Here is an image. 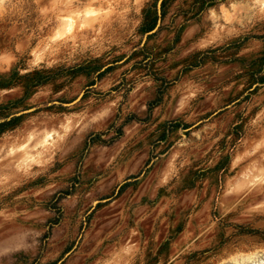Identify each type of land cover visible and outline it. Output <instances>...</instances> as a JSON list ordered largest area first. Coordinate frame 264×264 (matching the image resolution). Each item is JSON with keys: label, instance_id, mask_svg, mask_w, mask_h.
<instances>
[{"label": "rangeland", "instance_id": "1", "mask_svg": "<svg viewBox=\"0 0 264 264\" xmlns=\"http://www.w3.org/2000/svg\"><path fill=\"white\" fill-rule=\"evenodd\" d=\"M250 7L4 0L0 264L260 255L264 15ZM85 10L97 15L81 28ZM41 140L51 162L36 164Z\"/></svg>", "mask_w": 264, "mask_h": 264}, {"label": "clouds", "instance_id": "2", "mask_svg": "<svg viewBox=\"0 0 264 264\" xmlns=\"http://www.w3.org/2000/svg\"><path fill=\"white\" fill-rule=\"evenodd\" d=\"M139 2V0H137ZM4 3V0H0V5ZM250 11L253 9L258 10V12L262 15H264V0H250ZM235 7V5H234ZM97 15L96 12L91 10H85L78 14V16L84 17V21L81 22L80 27L85 28L89 27L91 22L87 20L88 17H95ZM212 15L215 16V11L212 10ZM72 32V24L69 23L66 28L61 30L62 36H66L68 33ZM55 38H61V37H54ZM204 45H202L203 47ZM181 106H183V102H181ZM47 141L41 140L39 143H37L32 151L36 152L35 156L30 157V159L36 163V164H42V163H49L51 162V157L49 156L46 160H42L41 156L43 155L45 151V145ZM24 148H27V145H24ZM39 149V151H36ZM23 149L17 148L15 151L19 152ZM12 153L10 152L9 155ZM8 177L0 178V180H7ZM168 177L165 176L164 180L167 181ZM257 252L260 253L258 256L256 252L252 253H239L237 256L230 257L229 259L225 260L223 264H264V249L257 250Z\"/></svg>", "mask_w": 264, "mask_h": 264}, {"label": "water", "instance_id": "3", "mask_svg": "<svg viewBox=\"0 0 264 264\" xmlns=\"http://www.w3.org/2000/svg\"><path fill=\"white\" fill-rule=\"evenodd\" d=\"M161 1H162V0H160V2H161ZM158 22H160V20H159ZM156 30H157V27H156L155 29L149 31V32L146 34V36H148L149 34H152V33L155 32ZM78 100H79V98H77L76 100H74V101H72V102H68V103H66L65 105H66V106H71V105H73L74 103H76ZM32 110H33V109H26V110L20 111V112L14 114L13 116H11L10 118H12V117H14V116L22 115L23 113H27V112L32 111ZM10 118H9V119H10Z\"/></svg>", "mask_w": 264, "mask_h": 264}, {"label": "trees", "instance_id": "4", "mask_svg": "<svg viewBox=\"0 0 264 264\" xmlns=\"http://www.w3.org/2000/svg\"><path fill=\"white\" fill-rule=\"evenodd\" d=\"M5 125V123L3 122H0V131H1V128Z\"/></svg>", "mask_w": 264, "mask_h": 264}]
</instances>
